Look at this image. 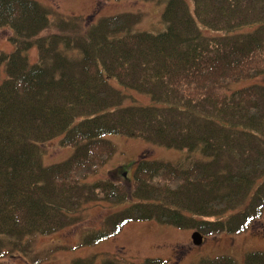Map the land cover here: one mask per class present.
Segmentation results:
<instances>
[{"label": "trees", "instance_id": "16d2710c", "mask_svg": "<svg viewBox=\"0 0 264 264\" xmlns=\"http://www.w3.org/2000/svg\"><path fill=\"white\" fill-rule=\"evenodd\" d=\"M145 1L164 3L163 29L137 30L133 13L87 23L38 0H0V29L13 46L0 51V260L25 256L35 236L81 223L90 203L123 207L96 227H79V246L132 222L206 237L241 233L261 216L264 85H231L264 75V0H190L192 8L186 0ZM131 92L149 103L126 104ZM109 134L185 155L172 163L143 153L129 189L110 177L88 180L113 153ZM53 138L73 151L46 165L40 145ZM95 262V255L74 260ZM100 264L165 261L114 256ZM196 264L236 262L217 256ZM243 264H264V251L245 253Z\"/></svg>", "mask_w": 264, "mask_h": 264}, {"label": "rangeland", "instance_id": "374dc122", "mask_svg": "<svg viewBox=\"0 0 264 264\" xmlns=\"http://www.w3.org/2000/svg\"><path fill=\"white\" fill-rule=\"evenodd\" d=\"M41 4L54 8L62 15H80L87 17V23L100 17L118 13H133L138 16L134 27L137 30L159 31L163 29L161 14L164 3L145 0H38ZM192 8V2L186 0ZM205 35L214 32L201 28ZM51 30L42 31L41 35ZM7 28L0 29V51L9 53L13 49ZM29 62L36 61L35 49L26 53ZM3 75V70L2 74ZM251 83L264 85V75L252 79L240 80L231 85L233 88ZM129 93V92H128ZM130 94V93H129ZM134 101L148 104L147 96L131 92L126 104ZM105 139L112 143L114 150L106 164L96 174H90L88 180L98 177H113L126 189L130 188L134 164L146 153L151 159L176 162L185 152L154 145L139 138L109 134ZM42 163L51 164L65 160L72 148L59 144V138H53L41 145ZM123 207L121 204L106 202L90 203L83 212V221L45 236H35L31 240L30 250L25 256L13 253L0 260V264H74L77 258L96 256L95 264L104 257H123L126 261L140 262L146 257H158L165 264H196L202 258L229 256L236 264H243L244 255L251 251H264V208L261 216L243 232L238 234H215L204 237L200 245L191 242L192 231L179 229L154 221L134 222L126 225L116 238L100 241L96 244L79 246L77 230L81 226H96L102 216ZM114 255V256H112Z\"/></svg>", "mask_w": 264, "mask_h": 264}, {"label": "water", "instance_id": "95a60500", "mask_svg": "<svg viewBox=\"0 0 264 264\" xmlns=\"http://www.w3.org/2000/svg\"><path fill=\"white\" fill-rule=\"evenodd\" d=\"M191 239L192 243L195 245H199L202 242V236L197 231L192 233Z\"/></svg>", "mask_w": 264, "mask_h": 264}]
</instances>
